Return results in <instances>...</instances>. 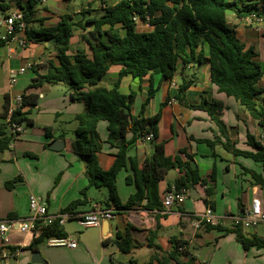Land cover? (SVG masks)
<instances>
[{
	"label": "trees",
	"instance_id": "obj_1",
	"mask_svg": "<svg viewBox=\"0 0 264 264\" xmlns=\"http://www.w3.org/2000/svg\"><path fill=\"white\" fill-rule=\"evenodd\" d=\"M41 1L26 0L23 6L17 3L24 27L18 28V22H15L14 33L8 39L20 31L28 42L48 43L47 49L56 52L59 66L51 68L46 75H38L29 87L62 83L69 91V100L83 104L84 110L74 117L76 127L72 150L84 162L89 184L106 189L107 199L102 202L104 207L111 203L116 211L142 208L161 212L158 184L171 170L180 173L172 182L176 192L183 190L188 194L191 189L200 186L208 197L215 193V167L208 176L201 177L198 168L192 163L193 156L185 149L179 150L180 156H166L164 142L158 141L161 110L171 98L167 96L154 115L143 116L145 107L157 91L154 76H158L160 81H171L178 70L208 65L210 84L216 87L218 93L232 98L264 134V70L256 60L258 54L254 47H246L240 42L234 28L226 21V14L230 12L239 20L254 15L264 23V0H99L103 8L98 18L75 22L70 14H63L55 26L32 28L29 25L41 22L34 18ZM8 10V5L0 4L2 17L9 16ZM137 20L150 26L151 31H136ZM85 23L92 24V28L86 31ZM77 30L83 32L81 39L87 45L90 56L81 50L71 56L67 54L69 40ZM2 33L3 29L0 34ZM5 43L0 39V48ZM113 65L119 66L120 70L112 87H97ZM126 76L139 80L148 77L149 87L136 116L131 114L135 92L123 94L119 90L120 81ZM192 85V80L182 82L174 99L186 109L205 112L214 125V130L213 139H194L191 136L189 139L196 144H204L211 150L220 146L232 157L249 160L257 165L258 170L241 165L240 169L242 175L249 177L250 185L264 190V145L246 131L245 145L248 149H239L238 142L232 141L229 135L234 133L237 136V128L228 127L221 120V106L218 102L211 101L205 106L202 97L198 102L188 100L187 90ZM21 98V106L13 111L10 122L32 125L29 113L22 112L21 109L36 106L38 97L29 94L22 95ZM7 109L8 98L5 96L0 115V153L9 150L14 141V135L9 132L5 122ZM100 121L106 123V143L116 149L114 161L107 170L100 169L96 159L101 149L96 129ZM44 131L45 136L49 137L51 128L45 127ZM127 134H131L129 139L126 138ZM148 134L151 136L148 141L151 153L141 168H138L136 161L128 158L127 153L130 147L142 142L141 138ZM128 164L132 175L126 176L125 182L134 185L135 191L121 205L116 190V177ZM12 183L13 181L7 182L6 187L9 188ZM84 193L85 190H82L81 194ZM84 203L81 200L74 201L67 210L70 212ZM204 203L207 204L206 200ZM210 207L213 209V206ZM203 228L223 235L233 234L243 251L250 248L264 249V239L253 233H244L240 226L224 228L218 223L204 224ZM50 237L65 238L66 234L53 224L41 229L39 237L33 239L29 246L19 249L35 252L37 245ZM129 241L127 233L122 243L118 244L121 252H128ZM108 242V239L102 241L104 245ZM170 243L172 251L162 257L158 264H184L179 257L186 264L193 261L186 249L187 242L173 238Z\"/></svg>",
	"mask_w": 264,
	"mask_h": 264
},
{
	"label": "crops",
	"instance_id": "obj_2",
	"mask_svg": "<svg viewBox=\"0 0 264 264\" xmlns=\"http://www.w3.org/2000/svg\"><path fill=\"white\" fill-rule=\"evenodd\" d=\"M25 1L0 0V4L8 5V14L11 15L20 12L17 3L19 2L23 6ZM56 1L59 10L48 9L45 6L46 0L44 3L38 5L34 18L35 20H41V22H35L29 26L32 28L55 26L63 14H70L75 22L89 18H98L103 8L99 0H86V3L75 12H68L71 0ZM10 4H14V7ZM84 28L88 31L92 28V24L85 23ZM151 29L150 26L141 22H138L136 25V31L138 32H149ZM1 31L2 28H0ZM234 31L236 37L246 47L253 46L255 49L256 45L255 51H258V56V48H263L264 54V39L263 42L260 40L264 38V27L254 26L247 29L241 26L234 28ZM82 33L80 30L73 32L67 51L69 56L76 54L80 50L84 51L87 56H90L87 45L81 39ZM24 39L23 33L18 31L8 44L0 48V68L5 75L6 84L5 88H0V96L3 97L2 102H0V115L3 111L5 96L8 98V106L13 105L14 99L19 96L22 97V95L33 94L38 97L36 106H25L21 109L22 112L29 113L28 117L32 120V125L22 124V132L14 138L10 149L0 153V220L28 219L30 214L28 210V197L30 195L40 197L45 201L48 214L68 212V206L77 200L84 201L85 203L73 208L70 211L72 214L88 213L95 203H99L104 207L102 202H105L107 199L106 189L89 184L88 178L85 175L84 162L72 150L73 132L76 127L74 117L84 110V106L82 103H73L69 100V91L62 83L52 85L42 84L36 88L29 87L38 75H46L51 68L58 67L59 63L56 58V52L53 49H47L48 43L28 42L25 39L24 47H20L19 41ZM258 56L256 60H258ZM21 68L25 69L24 73L17 74ZM119 70V66L113 65L109 68L108 72L112 71V73L118 74ZM12 72L15 74V83L10 85L9 79ZM179 77L180 84L189 80L193 81V85L187 90V97L192 99V102H198L201 100V97L205 106H208L211 101L218 102L221 106L220 116L223 122L224 117L232 106L237 118L235 125H233L234 127L239 129V123L243 122L255 128L256 122L243 112L235 102L232 103L229 98L218 93L216 87L210 84L208 65L178 70L171 81H160L158 76L153 77L154 86L157 88V91L161 92L162 97L155 104L154 95L151 102L145 107L143 116L149 117L154 115L159 110L160 104L169 96L171 98L170 102L161 110L158 141L164 142V153L166 156H180L179 150L185 149L188 154L193 156L192 163L198 168L200 176L206 177L211 173L216 164L210 156L199 155L197 146L200 144H196L189 137L191 136L194 139H211L214 125L205 112L186 109L180 106L174 99L178 95L177 88L180 84L176 80ZM137 83H139L137 87L138 93L133 89L136 79L130 76L123 77L119 84L121 93L128 94L133 91L136 94L131 109L133 116L138 115L140 112L141 103L144 101L149 87L148 77H144L141 80L138 79ZM112 85L113 83L108 85L109 87H106L105 85H101L100 82L97 87L110 89ZM32 109L36 112L34 116H31ZM42 116L44 118H41ZM45 127L51 128L49 137H46L44 134ZM96 129L101 142V149L96 158L97 163L100 169L107 170L114 161L116 149L106 143V123L100 121ZM180 129L182 130V145H180ZM130 137L131 134L126 135L127 139ZM258 137L261 138V136ZM55 141L63 143L60 150L49 149L48 146ZM261 143L264 145L262 141ZM150 153L149 143L142 141L130 147L127 156L134 159L137 167L141 168L144 160ZM227 154H223L226 162L228 161V163H225V172L227 174L231 172L232 179H234L232 181L236 184V188H238L235 191L237 197L233 199L235 202L234 209L231 200L232 196L228 187L221 186L218 190V179H216L215 193L212 196H206L203 188L196 186L194 189L198 195L196 199H191L187 196L179 206L173 205L165 214L146 211L142 208L131 210L119 209L112 214L109 225L100 224L99 226L90 227H81L75 219H69L64 223L62 229L66 236L75 240L76 247H52L48 246L45 241L46 239H44L43 242L37 245V252L42 259V263L30 262L31 253L34 251L19 249L26 248L36 238L29 233L24 234L10 231L7 233L6 243H3L0 238V264H158L162 257L172 251L171 239L176 238L187 242L186 249L189 252L191 242L202 241L203 237L201 234L203 232H208V235L214 232L217 233L218 236L215 243V247H217L219 244L217 242L218 239L234 238V235H223L214 230L205 231L203 227L194 230L192 225L195 216L201 215L206 209H210L213 216L224 228H230L229 222L222 221L223 216L225 214H239L243 208L249 206L252 198L256 196L260 197L264 209V190L258 186L250 185L249 177L242 175L240 165H237V161L242 158H234ZM29 155L35 157H30ZM213 155L212 157H214ZM181 158L184 160L182 155ZM236 165L239 167V170H237ZM201 166H203V173L200 172ZM226 166L228 167L227 170ZM241 166L254 169L248 165L241 164ZM169 172L174 174L173 181L180 176L177 170ZM169 172L166 173L164 179L158 184L161 203L164 192L172 186L173 181H166ZM130 175H132V171L128 164L116 177V190L121 205L135 191L134 185H129L125 182L126 176ZM238 180H241L242 183L239 184ZM9 181H13V183L7 188L6 183ZM82 190H85L84 195L81 194ZM239 191L241 196H238ZM226 198L229 201L228 204ZM204 200H206L207 204L204 203ZM238 203L240 207H238ZM110 205L112 204L108 203V207ZM210 206H213V209ZM68 223H74L76 228L71 230L66 229ZM243 231L244 233H253L259 238L264 239V225L262 224L258 225L255 230ZM127 233L130 236L128 252L123 253L120 251L118 244L122 243V239ZM107 234H110V237L108 235L107 238H103ZM105 239H108L109 242L104 245L102 241ZM14 250L18 251L15 256H12L11 252ZM144 250H148V254ZM262 251L264 249L256 248L243 251L238 264H264V261H262L264 260V252ZM190 255L193 257V261L187 264H212L199 262L193 254ZM179 260H182L186 264L183 258L179 257ZM170 264H174V262H170Z\"/></svg>",
	"mask_w": 264,
	"mask_h": 264
},
{
	"label": "built area",
	"instance_id": "obj_3",
	"mask_svg": "<svg viewBox=\"0 0 264 264\" xmlns=\"http://www.w3.org/2000/svg\"><path fill=\"white\" fill-rule=\"evenodd\" d=\"M42 3L45 0L41 1ZM244 22L248 26L255 24H262L263 21L258 19L254 15H250L244 19ZM18 22V28H23L24 24L21 21V13L16 12L8 17L0 18V28L3 29V33L0 34V39L6 41L5 44H8L12 39H8L9 36H12L14 33V23ZM140 22L137 20V23ZM264 24V23H263ZM25 39L19 41V46L24 47ZM25 69L21 68L18 70L17 74H23ZM15 83V74L12 72L10 74L9 84L13 85ZM22 98L16 97L14 99V104L8 106L5 122L8 125L9 132L14 135V138L19 135L21 130V125L16 124L11 121V116L13 111L20 108ZM143 142H148L151 139L150 134L141 138ZM188 196L186 191L176 192L173 186L169 187L163 194L162 198V208L163 210L159 213L165 214L170 210L173 205L179 206ZM28 210L29 218L26 220L18 219H6L0 220V238L3 243L7 242V233L10 231H17L19 233H29L32 234L35 238L39 237V232L41 229L52 226L56 224L59 228L62 229L64 223L69 219H75L81 227H90V226H99L102 220H110L112 214L116 211L113 205L105 208L99 203H95L92 209L88 213L84 214H72L70 212H63L59 214H48L45 201L34 195L28 197ZM227 221L230 223V227L240 226L244 230H255L258 225H264V209L263 202L260 197L256 196L252 198L248 207H245L241 210L239 214L229 215L225 214L222 218V221ZM220 222L213 216V213L210 209H206L201 215L194 217V222L192 227L194 230L200 229L204 224L206 225H216ZM46 244L52 247H68L75 248L76 242L74 239L66 236L65 238H47ZM18 250L11 252L12 256L17 254Z\"/></svg>",
	"mask_w": 264,
	"mask_h": 264
},
{
	"label": "rangeland",
	"instance_id": "obj_4",
	"mask_svg": "<svg viewBox=\"0 0 264 264\" xmlns=\"http://www.w3.org/2000/svg\"><path fill=\"white\" fill-rule=\"evenodd\" d=\"M86 3V0H71L69 3V7H68V12H75L76 10H78L82 5H84ZM11 6L14 7V4H10ZM45 6L49 9L52 10H59L58 9V4L56 0H46V4ZM226 20L228 21L229 26L233 27V28H239V27H244V28H250V27H254V26H258L260 28H263L264 24H255L252 26H248L244 20H239L236 19L234 16H232V14L230 12H228L226 14ZM237 32V31H236ZM257 36V35H256ZM238 40H240L239 38H237ZM263 39H260L263 42ZM241 42V40H240ZM264 43V42H263ZM256 45H255V49H256ZM262 48V47H261ZM259 50V56H258V62L261 63L262 68L264 70V54H263V48ZM258 52V51H256ZM29 73V71H28ZM117 77L116 73H112V71H109L104 78L101 80V85H105L106 87H109L108 85L112 84L115 79ZM179 84H180V77L176 80ZM138 79H136V84L133 85V89L137 92V87L139 85ZM6 84H5V75L3 74L1 68H0V88L4 87L5 88ZM138 93V92H137ZM162 97V94L160 91H157L155 94V98H154V103L156 104L160 98ZM188 98V97H187ZM3 97L0 96V102H2ZM189 101H193L192 99L188 98ZM229 100L234 103V100L232 98H229ZM163 109V108H162ZM35 110L32 109L31 112V116H34L35 114ZM235 112H234V107H230V109L228 110L227 115L224 117V124L228 125V127H234L233 125H235V121H236V116H235ZM248 115V114H247ZM249 116V115H248ZM41 118H44L43 116ZM251 118V117H250ZM252 119V118H251ZM253 120V119H252ZM254 121V120H253ZM2 122V119H0V123ZM247 128V129H246ZM246 130L252 134L255 138H257L258 140H260V142L262 141L264 143V137L262 134L261 129L255 125V128L252 126H249L248 124H244L243 122L239 123V129L237 128V136L234 135V133H230V139L232 141H237V147L239 149H248V147L245 145V135H246ZM181 132L182 130L180 129V145L183 144V141L181 140ZM258 136H261V138H259ZM208 137V136H207ZM213 139V136L212 138ZM197 146V145H196ZM198 149V154L199 155H208L210 156V158H213V162L216 164L215 166V170H216V179H218L217 182V189L219 190V188L221 186H224L225 188L228 187L229 192L231 193L232 196V206L234 209V200L236 196L235 191H237L238 188H236V184H234V179H232V175L231 172L229 174H227V172H225V163H228V161L226 162V158L223 154H225L226 152L222 149V147L220 146H216L213 148V150H211L209 147H207L204 144H200L197 146ZM225 152V153H224ZM223 153V154H222ZM215 155V157H212V155ZM227 154V153H226ZM229 155V154H227ZM248 165V166H252L255 170H258L257 165H255L254 163H252L249 160H245V159H240L239 161H237V165ZM236 165L237 170H239V167ZM203 166L200 167V172L203 173ZM168 177L166 178L167 182H171L174 179V174L172 172L168 173ZM233 180V181H232ZM222 181V182H220ZM239 184L242 183L241 180L237 181ZM240 191L238 193V196L240 195ZM227 199V198H226ZM230 200V201H231ZM228 199H227V204H228ZM76 228V225L74 223H68L66 225V229L71 230ZM208 232H203L202 235V241H194L191 242L190 247H189V253L193 254L196 257V260L199 262H208V263H212V264H238V260L239 258L241 259V254H243V251L240 247V245L234 240V238H225V239H218L217 242H219L218 246L215 247V243H216V239H217V233L214 232L210 235H208ZM255 250V249H254ZM144 252L146 254H148V250H144ZM264 252V251H262ZM250 256V255H249ZM264 258V257H263ZM264 261V260H262Z\"/></svg>",
	"mask_w": 264,
	"mask_h": 264
},
{
	"label": "water",
	"instance_id": "obj_5",
	"mask_svg": "<svg viewBox=\"0 0 264 264\" xmlns=\"http://www.w3.org/2000/svg\"><path fill=\"white\" fill-rule=\"evenodd\" d=\"M62 146H63L62 142L55 141L52 144H50L48 147L51 150H60L62 148ZM197 196L198 195L196 194L194 189H191L189 191V193H188V197L191 198V199H196ZM100 224L109 225L110 221L109 220H102ZM108 235L110 237V234H107V235L103 236V238H107ZM188 257H190V255H188ZM30 262L31 263H42V259L40 258V255H39V253L37 251L31 253Z\"/></svg>",
	"mask_w": 264,
	"mask_h": 264
}]
</instances>
